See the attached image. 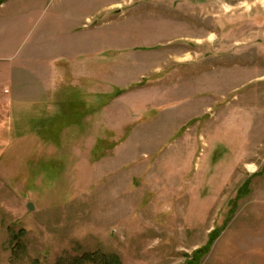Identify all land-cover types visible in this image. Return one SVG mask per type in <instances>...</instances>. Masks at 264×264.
Masks as SVG:
<instances>
[{"label":"rangeland","instance_id":"1","mask_svg":"<svg viewBox=\"0 0 264 264\" xmlns=\"http://www.w3.org/2000/svg\"><path fill=\"white\" fill-rule=\"evenodd\" d=\"M87 255L264 264V0H0V264Z\"/></svg>","mask_w":264,"mask_h":264},{"label":"trees","instance_id":"2","mask_svg":"<svg viewBox=\"0 0 264 264\" xmlns=\"http://www.w3.org/2000/svg\"><path fill=\"white\" fill-rule=\"evenodd\" d=\"M91 260V257L89 255L84 256L81 259H73L71 261H68L67 263H60V264H84L85 262H89Z\"/></svg>","mask_w":264,"mask_h":264},{"label":"water","instance_id":"3","mask_svg":"<svg viewBox=\"0 0 264 264\" xmlns=\"http://www.w3.org/2000/svg\"><path fill=\"white\" fill-rule=\"evenodd\" d=\"M28 208H29L30 210H33V209H34V205H33L32 203H29V204H28Z\"/></svg>","mask_w":264,"mask_h":264}]
</instances>
